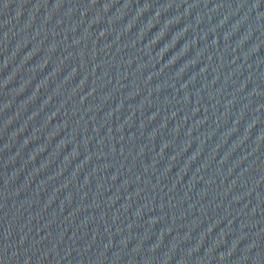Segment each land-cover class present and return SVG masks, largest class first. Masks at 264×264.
Listing matches in <instances>:
<instances>
[{
  "label": "water",
  "instance_id": "1",
  "mask_svg": "<svg viewBox=\"0 0 264 264\" xmlns=\"http://www.w3.org/2000/svg\"><path fill=\"white\" fill-rule=\"evenodd\" d=\"M0 264H264V0H0Z\"/></svg>",
  "mask_w": 264,
  "mask_h": 264
}]
</instances>
